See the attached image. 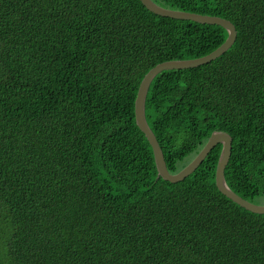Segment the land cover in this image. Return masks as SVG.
I'll use <instances>...</instances> for the list:
<instances>
[{
    "label": "trees",
    "instance_id": "1",
    "mask_svg": "<svg viewBox=\"0 0 264 264\" xmlns=\"http://www.w3.org/2000/svg\"><path fill=\"white\" fill-rule=\"evenodd\" d=\"M153 1L236 30L217 58L152 79L145 117L166 167L179 171L212 131L227 132L225 180L254 203L264 195V0ZM226 37L140 0H0V264H264V213L215 185L221 144L172 183L135 122L150 68Z\"/></svg>",
    "mask_w": 264,
    "mask_h": 264
},
{
    "label": "water",
    "instance_id": "2",
    "mask_svg": "<svg viewBox=\"0 0 264 264\" xmlns=\"http://www.w3.org/2000/svg\"><path fill=\"white\" fill-rule=\"evenodd\" d=\"M140 2L149 11L159 16L192 20L195 22L206 24H216L223 27L227 31V37L224 42L208 54L196 58L174 59L160 62L150 68L139 83L134 101L135 122L139 129L144 133L152 148L157 176L172 183L178 182L189 175L202 162L205 156L216 144H221V149L215 168V185L217 189L239 206L251 212L261 214L264 213V204H256L241 197L230 189L225 180L224 168L229 160L231 153V137L227 132L218 130L212 131L205 144L196 153L193 159L179 171L171 173L166 167L163 152L159 146L158 140L156 139L152 130L149 128L145 117L146 95L149 85L154 76L162 70L195 67L217 58L219 55L224 53L234 42L236 38V30L234 25L229 20L215 15L199 14L195 12L166 8L158 5L153 0H140Z\"/></svg>",
    "mask_w": 264,
    "mask_h": 264
},
{
    "label": "rangeland",
    "instance_id": "3",
    "mask_svg": "<svg viewBox=\"0 0 264 264\" xmlns=\"http://www.w3.org/2000/svg\"><path fill=\"white\" fill-rule=\"evenodd\" d=\"M194 156H195V155H194ZM194 156H193V157H194ZM193 157L190 159L189 156H187L185 159H186V161L189 160V159H190V161H191V160L193 159ZM185 159H184V160H185ZM184 160H183V161H184ZM190 161H189V162H190ZM181 162H182V161H181ZM181 162H179V163H181ZM189 162H188V163H189ZM254 201H255L254 203H256V204H264V195L257 196V197L255 198Z\"/></svg>",
    "mask_w": 264,
    "mask_h": 264
}]
</instances>
